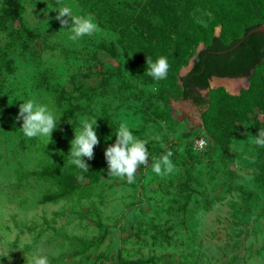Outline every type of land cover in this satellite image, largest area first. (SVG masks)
Instances as JSON below:
<instances>
[{
	"label": "rangeland",
	"instance_id": "374dc122",
	"mask_svg": "<svg viewBox=\"0 0 264 264\" xmlns=\"http://www.w3.org/2000/svg\"><path fill=\"white\" fill-rule=\"evenodd\" d=\"M181 1L183 28L197 33L195 23L210 24L205 0ZM153 4L116 0L115 7L142 28L160 22ZM61 5L90 14L99 32L70 41L61 28L68 25L56 19ZM22 7L18 16L12 0H0V264H34L40 254L49 264H264V147L252 142L264 129V80H210L202 93L219 102L208 116L214 138L207 108L183 99L179 81H149L124 47L131 31L122 35L80 0H22ZM191 59L174 60L178 74ZM252 80L262 83L257 95L248 94ZM27 98L61 114L49 143L19 128ZM95 118L98 143L85 172L68 151L80 122ZM121 122L148 141L149 165L130 184L108 175L104 157ZM165 148L175 169L156 175L151 161Z\"/></svg>",
	"mask_w": 264,
	"mask_h": 264
},
{
	"label": "trees",
	"instance_id": "16d2710c",
	"mask_svg": "<svg viewBox=\"0 0 264 264\" xmlns=\"http://www.w3.org/2000/svg\"><path fill=\"white\" fill-rule=\"evenodd\" d=\"M154 0L153 10L159 14L160 22L143 24L133 15L127 13L120 18L115 7L116 0H80L89 11L99 17H105L111 23L120 26L122 35L131 31L124 42L126 50L135 57L146 69V57L155 60L159 55H165L169 62L168 77L162 81H154L144 72L149 81L158 83H181V96L191 101L195 106L205 109L204 122L206 129L216 138L208 123V116L217 109L218 103H211L202 91L210 87L212 76L219 77H250L264 80V32L251 33L243 41L240 40L253 28L264 22V0H205V9L212 20L208 26L195 23L191 32L181 26V0ZM17 15L22 13V0H12ZM221 27L220 35L215 34L216 27ZM32 37L40 34L27 30ZM240 42V43H239ZM199 43L202 49L197 51ZM239 43V44H238ZM167 46V49L163 48ZM193 58V65L184 75L178 74L173 65L174 60ZM254 71V74L253 72ZM248 94L257 95L262 86L259 81H253ZM264 84V82H263Z\"/></svg>",
	"mask_w": 264,
	"mask_h": 264
},
{
	"label": "clouds",
	"instance_id": "9594fccd",
	"mask_svg": "<svg viewBox=\"0 0 264 264\" xmlns=\"http://www.w3.org/2000/svg\"><path fill=\"white\" fill-rule=\"evenodd\" d=\"M56 19L67 27L68 39L78 41L81 37L92 36L99 32V26L94 18L87 13L74 14L71 6L61 5L57 7ZM71 18V23L66 19ZM146 74L154 81H162L168 77L169 62L165 55H159L152 60L146 57ZM61 115V114H60ZM60 115L42 101L35 98L22 100L16 119L22 120L19 127L25 137H43L48 143L51 140V132L57 128ZM96 118L82 120L78 130H74V138L70 141L68 151L69 163L81 171H88L89 165L86 159L93 156V147L98 143V136L95 131ZM115 140L104 149V157L107 162L108 175L126 178L127 183H132L140 166L149 165V151L146 148L148 141L134 135L130 127L121 122L114 131ZM252 142L258 147H264V129L258 130L253 136ZM47 143V144H48ZM162 147H164L162 145ZM172 151L165 148V151L151 161V171L156 175H167L174 171L175 165L170 159ZM34 264H49V257L46 254L37 255Z\"/></svg>",
	"mask_w": 264,
	"mask_h": 264
},
{
	"label": "water",
	"instance_id": "95a60500",
	"mask_svg": "<svg viewBox=\"0 0 264 264\" xmlns=\"http://www.w3.org/2000/svg\"><path fill=\"white\" fill-rule=\"evenodd\" d=\"M259 32H264V22L260 25V26H258V27H256V28H253L251 31H249L247 34H246V36H244L241 40H240V42L241 41H243L248 35H250L251 33H259ZM239 42V43H240ZM238 43V44H239ZM203 48V46L202 47H200L197 51H199L200 49H202ZM192 65H193V58L191 59V63H190V65H189V67L186 69V70H183V71H181L180 72V75H184L185 73H187L189 70H190V68L192 67ZM253 72V71H252ZM215 78H227V79H240V78H248V77H241V76H239V77H219V76H216V75H214V76H212V78L211 79H215ZM209 88H207V89H205V90H208Z\"/></svg>",
	"mask_w": 264,
	"mask_h": 264
},
{
	"label": "built area",
	"instance_id": "2783aa9c",
	"mask_svg": "<svg viewBox=\"0 0 264 264\" xmlns=\"http://www.w3.org/2000/svg\"><path fill=\"white\" fill-rule=\"evenodd\" d=\"M203 144H204V140H199V141H197V146H198V147L203 146Z\"/></svg>",
	"mask_w": 264,
	"mask_h": 264
},
{
	"label": "bare ground",
	"instance_id": "6f19581e",
	"mask_svg": "<svg viewBox=\"0 0 264 264\" xmlns=\"http://www.w3.org/2000/svg\"><path fill=\"white\" fill-rule=\"evenodd\" d=\"M228 85L230 88H234L236 86V83L235 82H229Z\"/></svg>",
	"mask_w": 264,
	"mask_h": 264
}]
</instances>
